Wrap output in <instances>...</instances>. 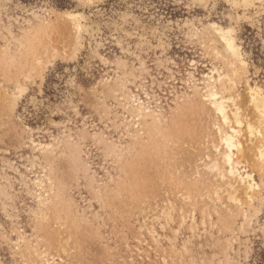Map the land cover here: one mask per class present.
<instances>
[{
  "label": "rangeland",
  "instance_id": "rangeland-1",
  "mask_svg": "<svg viewBox=\"0 0 264 264\" xmlns=\"http://www.w3.org/2000/svg\"><path fill=\"white\" fill-rule=\"evenodd\" d=\"M68 11L80 13L81 38ZM212 23L235 30L247 62L225 96L239 95L242 161L262 185L250 226L229 199L238 189L244 201V186L208 169L220 162L228 127L202 98L204 81L214 68L230 70L212 50L223 52ZM246 80L264 91V0H0V264H45L32 249L59 264H264V171L246 136L257 120ZM122 83L166 117L160 132L127 131L123 122L135 120ZM100 133L124 149L122 160L94 139ZM69 135L81 141L80 160L63 145L47 162L29 139L56 145ZM51 164L62 200L41 206L49 188L36 183ZM183 194L196 203L195 229ZM209 197L216 201L204 220Z\"/></svg>",
  "mask_w": 264,
  "mask_h": 264
},
{
  "label": "bare ground",
  "instance_id": "bare-ground-1",
  "mask_svg": "<svg viewBox=\"0 0 264 264\" xmlns=\"http://www.w3.org/2000/svg\"><path fill=\"white\" fill-rule=\"evenodd\" d=\"M243 1L246 3L249 2V0H243ZM63 13L68 15V17L70 18V21L72 22L73 28L76 30V33L78 34V37L81 38L82 32L85 31L84 29L85 26L82 24V22L78 18L80 13H73L71 11L63 12ZM38 14L34 13L33 15L40 21L41 26H45L51 23V20H49L48 18L46 19L42 18L41 17L42 15H38ZM211 25H212L214 32L216 33L218 41H220L223 44V52L217 49L216 47L213 48L212 50L216 58L221 59V60L223 59L225 65H227L230 70L227 72H222L221 70L217 68L212 69L210 73L206 75V80L204 81L205 87L203 88L205 92L203 94L201 93L203 89L200 90L199 86L194 83L195 84L194 90L197 93V95L202 94V98H204L214 108V111L217 112L222 117L224 124L228 127V130L224 131L220 137V145L222 147V151H219L221 149L220 146L218 147L220 149L218 148L216 149V151L219 152V155H220V162L218 160H213L208 165V169L210 170V172L215 173L217 177L219 176L223 180L229 179V181L231 182L232 180H235L240 186H244L245 188V195H244L245 200L244 201L237 196L238 189L235 190L234 194L230 195L229 199L235 204V207L239 211H241V215H243L244 220L250 226L252 222V219L250 217V211L255 207L257 202L259 203L262 202V185L261 183L258 184L256 182L255 180L256 178L254 179L253 174L247 171L246 166L244 165L242 161L244 158L242 156L244 154V147H246L245 146L246 144L244 143H248V142H244V143L242 142V138L244 141L243 129H242L243 120H242V115L240 113L241 109L236 104V101L238 100L239 95L233 96V94H231V97L225 96V93L227 91L233 92L235 91V89H237L236 87L239 81L238 76L239 74H242V71L240 70L246 69L247 62L244 60V57L241 53L240 45L236 43V37L234 35L235 30L233 28H223L217 23H212ZM142 66H144V63H142ZM105 83L109 85V82L107 80L105 81ZM120 86H121V92L124 93L123 95H126V96H123V99H122L123 101H125L123 105L124 109L129 111L135 120L134 122L133 121L126 122V123L123 122L124 125L127 127V131L130 132V128L136 127L137 134L135 138H137L138 136L144 135L145 130H146L145 129L146 125H150L152 130L160 132V129L163 128V126L165 125V122L167 121V120L165 121L166 117L161 112H158L157 110L152 109L151 105L149 104L147 105V103L142 101L140 98H137V96L134 95L131 92V90L127 87L126 83H122ZM246 86H247V90L249 93L250 102L255 108L256 117H257V120L247 123V128H246L247 135L246 136L249 139V142H251L252 149L255 151L254 160L259 167L258 169H260L261 171H264V91L258 85L252 86L250 83V80H246ZM118 89L119 87H116L115 91L114 89L112 90L115 93H117ZM20 91L22 93L23 88H20ZM183 98L184 97L180 99H182L183 101L187 100V97L186 99H183ZM228 100H231L233 103L234 109L231 111V113L233 114V118H231V115L228 109L229 108L227 105ZM152 130L151 132H153ZM32 136H33V133H32ZM68 137L69 138L67 142L56 139L55 140L56 145L39 143V142H36L31 137H29V139H30V142L33 148L37 150L38 152H40L42 155H44L47 162L49 161L50 157L56 154L59 147L63 145H67L66 147L70 149L73 148V150L77 152L78 159L80 160L81 153L83 152L82 144L80 143L81 141L80 142L75 141L72 135H69ZM93 137L94 139L99 140V142H102L104 144L106 148L105 151L107 150V152L115 153L118 160L119 161L122 160L125 153H124V149L121 148L120 145L114 143L113 141H109V139L105 137L104 133L94 134ZM82 141H85V140H82ZM154 149L152 150V152L154 151ZM84 167L86 169V172L90 170L88 166H84ZM50 168L51 170L49 172L47 168H43L45 174L43 175V178L39 179L36 183V185L40 188L41 191H44V190L46 191L47 190L46 188H49L48 191H46L47 193L39 192L38 200L41 206H49L50 203H53L54 201L53 199H56V197L59 198L60 201L62 200L60 198L62 195L61 193H60V196L58 195L59 191L56 189L53 178L51 177L52 164L50 165ZM45 180L48 182V186H47V182L45 184ZM96 183L97 182L95 181V178H93L91 179V182L89 183V185L91 187H94L93 185ZM234 186L232 187L234 188ZM97 187H98V184H97ZM93 190L100 194V190H95V188H93ZM182 198L184 200V203H186L187 206L192 207V210H189L192 214L190 217L191 222H192L191 228L195 229L196 224H197L196 217L194 214L196 203L191 202V196L188 194H185V195L183 194ZM208 199H209L208 203L204 204L203 211H202L204 220L212 219L211 218L212 214L209 212L210 204L212 203L215 204V201H216L211 197H209ZM166 206L167 208L165 209V211L167 210L168 219L169 217L172 218L173 217L172 212L174 211V206L172 204H168ZM165 211L163 210V212ZM215 212H217V210H215ZM235 217L236 215L235 216L232 215L233 221ZM58 219L59 218H57V220ZM180 220H181V225H183L184 223L188 221V215H186V212H184L183 210L180 215ZM150 233L153 236L152 238L158 243L159 240L156 239L154 235L155 231L150 230ZM21 241L25 242L26 238L24 236H21ZM233 244H234L233 239L228 240L226 247H225L226 251L228 249H232ZM17 246L18 248H20V244H18ZM32 250H33L32 252L36 254V256L39 259H41L40 262L42 261L45 264H59V263H56L55 259L51 260L47 256L45 257L42 256V254H40L38 250L36 249H32ZM227 260L229 262L231 261L230 258H227Z\"/></svg>",
  "mask_w": 264,
  "mask_h": 264
},
{
  "label": "trees",
  "instance_id": "trees-1",
  "mask_svg": "<svg viewBox=\"0 0 264 264\" xmlns=\"http://www.w3.org/2000/svg\"><path fill=\"white\" fill-rule=\"evenodd\" d=\"M60 7H63V8H64V7H65V4H63V3H60Z\"/></svg>",
  "mask_w": 264,
  "mask_h": 264
}]
</instances>
